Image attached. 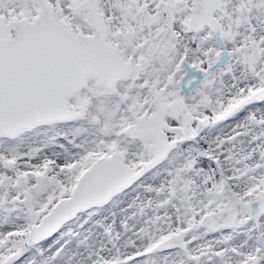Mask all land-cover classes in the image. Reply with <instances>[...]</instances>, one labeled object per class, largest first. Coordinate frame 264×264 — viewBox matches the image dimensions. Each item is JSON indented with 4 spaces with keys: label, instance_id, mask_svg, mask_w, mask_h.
Here are the masks:
<instances>
[{
    "label": "snow or ice",
    "instance_id": "1",
    "mask_svg": "<svg viewBox=\"0 0 264 264\" xmlns=\"http://www.w3.org/2000/svg\"><path fill=\"white\" fill-rule=\"evenodd\" d=\"M0 264H264V0H0Z\"/></svg>",
    "mask_w": 264,
    "mask_h": 264
}]
</instances>
